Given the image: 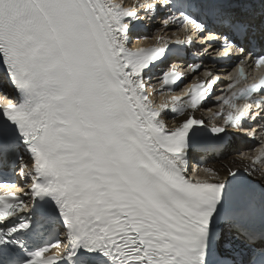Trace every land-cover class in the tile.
Returning <instances> with one entry per match:
<instances>
[{"label":"snow or ice","instance_id":"obj_1","mask_svg":"<svg viewBox=\"0 0 264 264\" xmlns=\"http://www.w3.org/2000/svg\"><path fill=\"white\" fill-rule=\"evenodd\" d=\"M0 68V264H264V0H0Z\"/></svg>","mask_w":264,"mask_h":264},{"label":"bare ground","instance_id":"obj_2","mask_svg":"<svg viewBox=\"0 0 264 264\" xmlns=\"http://www.w3.org/2000/svg\"><path fill=\"white\" fill-rule=\"evenodd\" d=\"M233 166L235 167L236 165L232 162V160L230 158H223L222 160H220L218 163L213 164L210 167L216 168L221 170L222 172L225 169V166Z\"/></svg>","mask_w":264,"mask_h":264},{"label":"clouds","instance_id":"obj_3","mask_svg":"<svg viewBox=\"0 0 264 264\" xmlns=\"http://www.w3.org/2000/svg\"><path fill=\"white\" fill-rule=\"evenodd\" d=\"M119 2L123 3V2H124V0H119Z\"/></svg>","mask_w":264,"mask_h":264}]
</instances>
